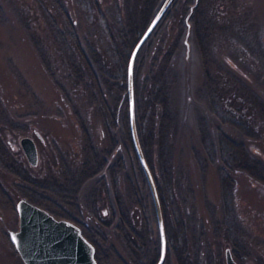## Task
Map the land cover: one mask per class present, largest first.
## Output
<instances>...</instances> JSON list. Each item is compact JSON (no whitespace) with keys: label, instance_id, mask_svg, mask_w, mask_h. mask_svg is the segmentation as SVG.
Returning a JSON list of instances; mask_svg holds the SVG:
<instances>
[{"label":"rangeland","instance_id":"374dc122","mask_svg":"<svg viewBox=\"0 0 264 264\" xmlns=\"http://www.w3.org/2000/svg\"><path fill=\"white\" fill-rule=\"evenodd\" d=\"M145 1L0 0V185L8 194L7 198L0 195V264H25L11 232L19 229L17 202L26 197L18 190L17 176L8 163L42 180L62 182L66 167L78 166L85 145L75 109L96 147L108 154L110 139L100 101L90 97L85 82H77L58 36L73 28L86 56L91 57L90 48H96L103 57L113 58L111 51L115 41L120 42L121 31L150 17V13L144 15ZM164 1L157 0L156 13ZM173 2L143 44L139 59H143L144 73H153L176 43L165 71L174 114L167 150L191 250L199 251L203 259L211 257L213 264H226L225 250L237 238L242 244L239 263L264 264V186L245 171L226 167L221 138L226 134L242 140L251 159L264 164V66L255 67L251 57L254 46L261 49L264 42V0H207L209 57H203L195 37L191 19L195 3L185 8ZM51 72L65 84L70 99L63 97ZM235 113L249 120L253 136L227 121ZM115 133L123 147L121 127ZM24 135L37 143V165H31L21 145ZM121 150L130 163L127 152ZM223 169L232 177L228 196L222 191ZM109 180L101 175L87 181L77 207L69 211L105 234L108 264H119L114 251L126 258L128 251L115 228L118 209ZM117 183L125 196L123 175ZM93 189L103 215L115 218L110 227L88 208ZM155 219L157 223L156 212ZM168 264H177L171 254Z\"/></svg>","mask_w":264,"mask_h":264},{"label":"trees","instance_id":"16d2710c","mask_svg":"<svg viewBox=\"0 0 264 264\" xmlns=\"http://www.w3.org/2000/svg\"><path fill=\"white\" fill-rule=\"evenodd\" d=\"M195 2L196 0H174L173 5L184 4L185 8H189ZM206 4L207 0H198L191 13L195 37L203 57H209L210 50ZM151 5V2L147 0L146 6L150 8ZM156 10L157 8L152 5L148 11L150 17L132 22L121 31V40L120 42L115 41L111 51L113 58L103 57L96 48H90L91 57L86 56L73 28L67 34L61 32L58 36V41L69 56V63L75 71L77 82H85L90 97L100 101L99 111L105 119L110 139L108 154H103L96 147L80 112L75 109V116L85 145L78 166L66 167L65 178L62 182L42 180L31 175L27 169L19 167L14 162H9V169L17 176L16 186L18 190L26 198L46 208L56 216L78 224L84 235L94 244L98 264H108L109 261L110 253L105 247V234L88 227L87 222L78 220L70 213L69 209L77 207L79 193L84 184L101 175H108L109 183L115 189L118 209L115 228L128 251V258L118 251H114L118 263L156 264L161 254V239L155 219L152 191L131 133L128 94L129 59L134 46L151 22V15L154 16ZM142 47L137 55L134 69L136 122L141 144L154 175L163 208L168 240V251L164 264H168L170 254L177 264H213L212 259L210 260L211 257L209 260L203 259L199 251L193 253L191 250L188 226L178 207V193L175 192L176 185L167 150V139L174 122V114L165 86V71L172 60L176 43L166 52L157 71L150 74L144 73L143 59H139ZM41 54L44 61L49 65L45 53ZM51 74L63 97L70 99L65 84L56 78L53 72ZM207 75L208 82L211 84L210 69ZM208 87L209 90L212 89V86ZM236 115L227 121L239 127L244 134L253 136L254 134L250 132L249 120L244 118V114ZM118 127H121L122 131L123 147L122 145L119 146L115 133V129ZM221 138L223 142L225 141L223 146L225 151L222 153V158L226 167L243 170L264 186V164L251 159L245 142L226 134H222ZM121 148L129 155L130 163H127L126 155ZM113 156L115 159H112ZM120 175H123L125 196L117 189V180ZM221 178L223 194L228 196L233 189L232 177L223 169ZM0 195L3 198L8 197L1 185ZM99 201L98 192L93 189L88 196V208L102 225L110 227L115 222V218L113 215L108 217L103 215ZM52 203L53 205H51ZM229 229L231 228L229 227ZM231 243L233 255L240 262L238 249H242V244L237 238L231 239Z\"/></svg>","mask_w":264,"mask_h":264},{"label":"water","instance_id":"95a60500","mask_svg":"<svg viewBox=\"0 0 264 264\" xmlns=\"http://www.w3.org/2000/svg\"><path fill=\"white\" fill-rule=\"evenodd\" d=\"M173 0H165L159 8L150 24L134 46L128 64V94L130 107V127L135 148L141 165L148 178L155 206L156 218L161 239V254L156 264H164L168 240L163 214V208L158 187L145 156L139 137L136 109H135V79L134 68L137 54L149 35L153 32ZM198 3L196 0L194 6ZM191 9V13L194 9ZM28 161L31 165L39 162V151L35 139L30 135H24L20 139ZM19 213V229L11 232V239L25 264H98L95 257L94 244L84 235L82 228L75 222L58 218L46 208L32 202L27 198H21L17 202ZM226 264H241L234 257L231 247L225 250ZM248 264H255L249 262Z\"/></svg>","mask_w":264,"mask_h":264},{"label":"flooded vegetation","instance_id":"af4514ba","mask_svg":"<svg viewBox=\"0 0 264 264\" xmlns=\"http://www.w3.org/2000/svg\"><path fill=\"white\" fill-rule=\"evenodd\" d=\"M150 2H151V4L154 6V7H156V5H157V0H149ZM147 2V0L145 1V3ZM144 10H145V12H144V15H148V7L146 6V4H145V7H144ZM156 14V13H155ZM155 14H154V16H155ZM153 19V18H152ZM144 33V32H143ZM263 45H262V47H261V49H259V47L257 46H254V48H253V51H251V53H252V55H251V57L253 58V60H254V63H256L255 64V67H257L256 65H259V66H264V42L262 43ZM9 164V163H8ZM9 166V165H8Z\"/></svg>","mask_w":264,"mask_h":264},{"label":"snow or ice","instance_id":"6c2138e0","mask_svg":"<svg viewBox=\"0 0 264 264\" xmlns=\"http://www.w3.org/2000/svg\"><path fill=\"white\" fill-rule=\"evenodd\" d=\"M12 239L15 241L16 237H15V236H13V237H12Z\"/></svg>","mask_w":264,"mask_h":264}]
</instances>
